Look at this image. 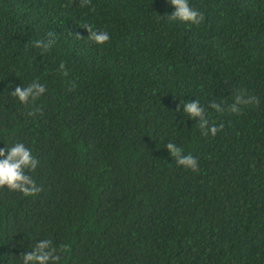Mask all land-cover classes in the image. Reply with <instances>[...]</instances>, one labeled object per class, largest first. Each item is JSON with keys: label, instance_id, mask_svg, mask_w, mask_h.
Listing matches in <instances>:
<instances>
[{"label": "trees", "instance_id": "16d2710c", "mask_svg": "<svg viewBox=\"0 0 264 264\" xmlns=\"http://www.w3.org/2000/svg\"><path fill=\"white\" fill-rule=\"evenodd\" d=\"M0 264H264V0H0Z\"/></svg>", "mask_w": 264, "mask_h": 264}]
</instances>
